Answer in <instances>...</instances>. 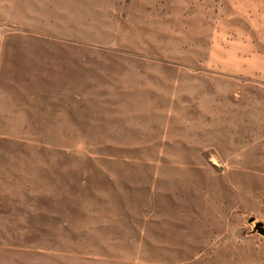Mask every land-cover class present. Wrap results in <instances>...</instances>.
Here are the masks:
<instances>
[{"label": "rangeland", "instance_id": "1", "mask_svg": "<svg viewBox=\"0 0 264 264\" xmlns=\"http://www.w3.org/2000/svg\"><path fill=\"white\" fill-rule=\"evenodd\" d=\"M0 264H264V0H0Z\"/></svg>", "mask_w": 264, "mask_h": 264}]
</instances>
